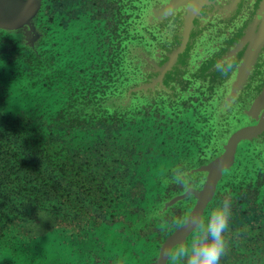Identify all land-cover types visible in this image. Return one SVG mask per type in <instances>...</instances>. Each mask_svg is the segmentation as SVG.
Returning <instances> with one entry per match:
<instances>
[{"label":"flooded vegetation","instance_id":"af4514ba","mask_svg":"<svg viewBox=\"0 0 264 264\" xmlns=\"http://www.w3.org/2000/svg\"><path fill=\"white\" fill-rule=\"evenodd\" d=\"M17 1L0 264H186L225 199L219 264H264V0Z\"/></svg>","mask_w":264,"mask_h":264},{"label":"clouds","instance_id":"9594fccd","mask_svg":"<svg viewBox=\"0 0 264 264\" xmlns=\"http://www.w3.org/2000/svg\"><path fill=\"white\" fill-rule=\"evenodd\" d=\"M184 177L183 170L177 167L173 179L184 183ZM230 209L231 204L225 199L208 212L206 222L197 221L198 235L192 239L189 249L179 248L176 257H186V264H219L226 249L224 232L228 227Z\"/></svg>","mask_w":264,"mask_h":264},{"label":"water","instance_id":"95a60500","mask_svg":"<svg viewBox=\"0 0 264 264\" xmlns=\"http://www.w3.org/2000/svg\"><path fill=\"white\" fill-rule=\"evenodd\" d=\"M7 2H12L16 8H18L19 10H22L23 8L27 7V4H23L18 2L17 0H7ZM1 10V9H0ZM3 18V17H2Z\"/></svg>","mask_w":264,"mask_h":264}]
</instances>
